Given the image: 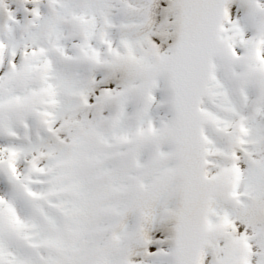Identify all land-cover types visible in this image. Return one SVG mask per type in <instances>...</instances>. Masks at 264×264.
I'll list each match as a JSON object with an SVG mask.
<instances>
[{
  "label": "snow or ice",
  "instance_id": "1",
  "mask_svg": "<svg viewBox=\"0 0 264 264\" xmlns=\"http://www.w3.org/2000/svg\"><path fill=\"white\" fill-rule=\"evenodd\" d=\"M0 264H264V0H0Z\"/></svg>",
  "mask_w": 264,
  "mask_h": 264
}]
</instances>
